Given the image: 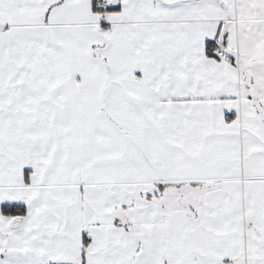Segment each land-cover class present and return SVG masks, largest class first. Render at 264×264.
<instances>
[{
	"label": "snow or ice",
	"instance_id": "1",
	"mask_svg": "<svg viewBox=\"0 0 264 264\" xmlns=\"http://www.w3.org/2000/svg\"><path fill=\"white\" fill-rule=\"evenodd\" d=\"M0 264H264V0H0Z\"/></svg>",
	"mask_w": 264,
	"mask_h": 264
}]
</instances>
